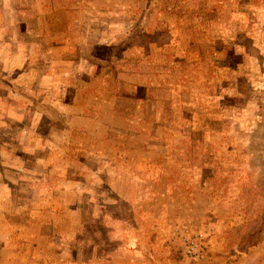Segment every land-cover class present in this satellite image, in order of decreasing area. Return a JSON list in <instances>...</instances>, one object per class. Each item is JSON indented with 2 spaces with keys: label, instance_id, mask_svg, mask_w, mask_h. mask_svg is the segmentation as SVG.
<instances>
[{
  "label": "rangeland",
  "instance_id": "1",
  "mask_svg": "<svg viewBox=\"0 0 264 264\" xmlns=\"http://www.w3.org/2000/svg\"><path fill=\"white\" fill-rule=\"evenodd\" d=\"M0 264H264V0H0Z\"/></svg>",
  "mask_w": 264,
  "mask_h": 264
},
{
  "label": "built area",
  "instance_id": "2",
  "mask_svg": "<svg viewBox=\"0 0 264 264\" xmlns=\"http://www.w3.org/2000/svg\"><path fill=\"white\" fill-rule=\"evenodd\" d=\"M194 249V246H191V248H189V252H192Z\"/></svg>",
  "mask_w": 264,
  "mask_h": 264
},
{
  "label": "crops",
  "instance_id": "3",
  "mask_svg": "<svg viewBox=\"0 0 264 264\" xmlns=\"http://www.w3.org/2000/svg\"><path fill=\"white\" fill-rule=\"evenodd\" d=\"M3 248H5V247H3Z\"/></svg>",
  "mask_w": 264,
  "mask_h": 264
}]
</instances>
